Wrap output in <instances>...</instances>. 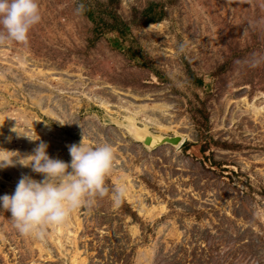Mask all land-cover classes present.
<instances>
[{
  "label": "rangeland",
  "instance_id": "obj_1",
  "mask_svg": "<svg viewBox=\"0 0 264 264\" xmlns=\"http://www.w3.org/2000/svg\"><path fill=\"white\" fill-rule=\"evenodd\" d=\"M37 2L27 42L0 45V149L70 163L83 133L114 161L43 239L0 212V264H264V0ZM22 175L42 179L0 169V196Z\"/></svg>",
  "mask_w": 264,
  "mask_h": 264
},
{
  "label": "clouds",
  "instance_id": "obj_2",
  "mask_svg": "<svg viewBox=\"0 0 264 264\" xmlns=\"http://www.w3.org/2000/svg\"><path fill=\"white\" fill-rule=\"evenodd\" d=\"M83 8L80 5L77 12ZM40 20L37 0H0V45L25 44L30 29ZM82 141L83 133L79 145L68 146L70 163L51 158L48 144L42 140L31 154L23 157L0 149V169L18 164L42 177L37 181L22 175L11 195L0 196V212L10 213L13 226L21 235L43 239L48 227L63 224L73 211L108 194L105 179L113 166L112 146L105 143L91 148ZM123 195V188L112 192L116 206L121 204Z\"/></svg>",
  "mask_w": 264,
  "mask_h": 264
},
{
  "label": "water",
  "instance_id": "obj_3",
  "mask_svg": "<svg viewBox=\"0 0 264 264\" xmlns=\"http://www.w3.org/2000/svg\"><path fill=\"white\" fill-rule=\"evenodd\" d=\"M180 140L179 136H171V137H160L156 140V143H164V142H168L170 144H177ZM151 141V138L149 136H146L143 139V143L146 144L147 146L149 145V143Z\"/></svg>",
  "mask_w": 264,
  "mask_h": 264
},
{
  "label": "trees",
  "instance_id": "obj_4",
  "mask_svg": "<svg viewBox=\"0 0 264 264\" xmlns=\"http://www.w3.org/2000/svg\"><path fill=\"white\" fill-rule=\"evenodd\" d=\"M110 1H112V0H109V2ZM89 11V9H86V12H87V14L89 15V17H91V11L90 12H88ZM149 12V10L147 11V13ZM146 22H154V21H156L157 19H156V17L154 16V15H152V14H148L147 16H146ZM117 31V33L121 36L122 34H123V30H119V29H117L116 30Z\"/></svg>",
  "mask_w": 264,
  "mask_h": 264
},
{
  "label": "bare ground",
  "instance_id": "obj_5",
  "mask_svg": "<svg viewBox=\"0 0 264 264\" xmlns=\"http://www.w3.org/2000/svg\"><path fill=\"white\" fill-rule=\"evenodd\" d=\"M155 137V136H154ZM156 138V137H155ZM153 140H156V139H153L152 137H151V142H153ZM181 142H182V137H180V140H179V142L177 143V144H174V146H178V145H180L181 144ZM152 144V143H151ZM131 203H133V202H131ZM138 210H140V209H138ZM141 211V210H140Z\"/></svg>",
  "mask_w": 264,
  "mask_h": 264
}]
</instances>
